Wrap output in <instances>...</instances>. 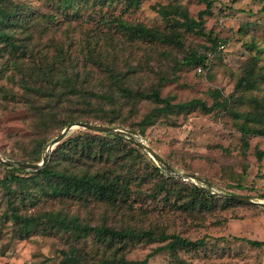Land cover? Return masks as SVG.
Listing matches in <instances>:
<instances>
[{
	"label": "rangeland",
	"instance_id": "rangeland-1",
	"mask_svg": "<svg viewBox=\"0 0 264 264\" xmlns=\"http://www.w3.org/2000/svg\"><path fill=\"white\" fill-rule=\"evenodd\" d=\"M61 2L7 0L6 4L24 6L33 13L29 29L15 27L17 40L27 44V55L32 52V56L41 60L58 53V46H63L75 60V65L69 64L68 70L71 74L78 72L77 89L83 93L71 90L70 97L59 103L57 109L62 116L71 112L102 123L115 108V123L110 125L133 129L179 171L206 178L214 191L264 194V156L259 158L257 153L264 150V134H251L249 147L244 151L240 130L242 123L264 126L263 0H216L224 9L206 15L203 34L186 29L180 14L165 15L161 11L179 6L191 17L198 18L199 11L206 7L203 0H107L104 3L75 0L67 6ZM115 16L156 27L172 34V39L129 36L116 24ZM247 22L250 24L246 25ZM31 31L34 36H29ZM176 33L181 36L176 38ZM210 36L218 38L220 52L211 48ZM91 49L100 58L99 63L89 60ZM190 55L202 56L204 64L191 61ZM32 56L25 58L26 64ZM107 66L125 75L116 81ZM0 85L15 91L19 97L26 92L6 78L0 79ZM127 86L132 89V96L126 95ZM155 87L172 102L201 98L212 109L205 111L200 106H190L160 112L152 122L141 125L140 121L154 107L163 105L145 95ZM107 92H114L115 102L96 96ZM1 95L0 153L10 158L32 159L30 154L39 138L49 144L60 134L52 126L39 135L34 124L36 114L32 103L42 105L46 99L26 95L28 101H15ZM80 129L84 128L75 127L67 136L77 134ZM126 145L135 146L131 142ZM143 149L134 152L140 158L135 162L134 172L146 179L133 182L130 198L120 205L97 198L53 197L47 178L20 166L21 170H16L22 176L19 198L10 200L1 179L10 172L11 166L0 162V264H63L59 250L72 246L79 248L86 262L95 264L119 248L107 247L95 232L75 238L63 229L45 227L46 223L32 227L30 232L16 230L10 202L24 215L58 211L92 225L153 228L158 233H178L191 239L208 235L196 248L156 251L146 264H264V245L248 241L264 240V207L245 201L226 203L217 195L220 197L210 207L186 208L182 202L189 197L179 191L180 182H173V194L167 200L165 189L160 185L166 182L165 176L155 168L160 164ZM127 162V166L133 162L131 157ZM89 164L105 166L91 161L80 166ZM66 165L62 161L56 166ZM108 165L119 171L122 163ZM175 180L194 183L177 176ZM169 240L142 239L135 245L128 243L125 248L121 247L118 254L125 252L128 258L142 259Z\"/></svg>",
	"mask_w": 264,
	"mask_h": 264
},
{
	"label": "trees",
	"instance_id": "trees-1",
	"mask_svg": "<svg viewBox=\"0 0 264 264\" xmlns=\"http://www.w3.org/2000/svg\"><path fill=\"white\" fill-rule=\"evenodd\" d=\"M7 0H0V79L6 78L13 84L19 85L26 92L19 97L18 94L0 85V97L4 95L5 99L20 101H28L26 95L40 96L46 99L42 105L32 103V111L36 114L34 124L40 131L39 135L47 131L50 127L56 126L59 132L71 122L76 121H89L86 117L74 116L71 112H67L62 116L61 110L57 109L59 103L64 99L70 97V93H83L82 90L77 89L78 72L72 74L68 70V65H75V60L68 49L63 46H58V53L52 56H44L38 59L32 56V52L28 54V47L25 42H19L16 38L15 27L26 26L29 29L31 21L33 22V13L26 10L24 6L16 5L8 6ZM62 5H71L75 0H61ZM101 3L107 0H99ZM206 2V7L199 11L198 18H193L189 15L188 11L179 7L173 6L172 8H162L161 11L167 15L173 12L183 16L184 20L181 22L183 26L189 31L197 33H205L203 24L205 17L208 13H216L224 9L223 5L216 4V0H203ZM264 2V0H263ZM264 7V4H263ZM114 21L121 27L129 36L158 39L167 41L172 39V34L162 31L156 27H149L143 23H131L120 16H115ZM168 21H171L170 19ZM250 24V22H247ZM241 29V28H240ZM29 36H34V33ZM179 38L180 33L175 34ZM213 45L212 49L218 50V38L211 37ZM88 56L92 62L99 63L101 60L93 52ZM68 53V54H67ZM7 56V57H6ZM31 57V62L25 63V58ZM6 57L4 60H2ZM190 60H195L200 64H204V58L200 55H190ZM108 67L111 71L110 75L114 80L119 81L125 74L121 71H114L112 67ZM20 73V76H17ZM243 82L246 80L241 78ZM70 90V91H69ZM72 90V91H71ZM126 95H133L130 87L125 88ZM93 93V92H90ZM152 100L162 103L163 105L154 107L141 121L140 124L152 122L160 112L176 111L179 109H186L190 106H200L203 110L209 111L212 106L208 105L201 98H193L183 102H172L168 97L161 95L159 88H153L149 93L145 94ZM85 96V95H83ZM100 98L107 99L109 102H115L116 96L114 92H107L97 94ZM135 96V95H134ZM132 99H135V97ZM31 97V96H30ZM219 105H226L219 102ZM89 105L92 106L89 102ZM95 108L105 111L103 107L98 106ZM110 117L103 121V124H114L117 112L112 108L109 112ZM242 132L241 139L243 141V150L246 151L249 147V136L251 134H264L263 127H251L245 123L240 124ZM140 133L144 134L143 128H140ZM128 142L134 143L135 146H128ZM47 140L39 138L35 145L33 153L30 154L32 159H19L24 161L38 162L42 159L44 150L46 148ZM138 149H143L132 138H128L121 134H114L110 132H99L92 129L84 128L78 130L77 134L69 135L60 141L50 154L48 164L41 170L34 171V175H42L48 179L49 193L53 197H72V198H97L109 202L113 205H120L126 202L131 196L133 182L141 183L145 181L146 177L141 176L134 172L135 162L140 160L139 156L134 152ZM144 150V149H143ZM259 158L264 156V150H259ZM123 154V158L119 156ZM12 157V156H11ZM131 157L132 163L127 166V158ZM168 160V159H167ZM65 161L66 166L59 168L56 165L59 162ZM87 161L95 162L97 164L105 163V166L95 167L89 164L87 167L80 166ZM169 161V160H168ZM119 162L122 163L119 171H115L108 165L109 163ZM170 162V161H169ZM171 163V162H170ZM11 170L2 179V186L5 188L6 193L10 200L19 198L18 190L22 186V176L16 172L21 170L20 167L12 165ZM155 168L160 171L166 179L165 183H161V187L165 189L164 196L170 200L173 194V182H180L181 187L179 191L185 192L189 198H185L182 204L184 207H194L200 205L201 207H210L214 203L217 196L195 183L175 180V176L168 173L163 166L155 165ZM172 181V182H170ZM264 196V194H262ZM226 203H234L241 200L221 197ZM253 204V203H251ZM12 210V217L14 219V228L16 230H24L30 232L32 227L46 223L45 227L56 229H63L70 232L75 238L86 237L93 232L106 244L107 247L119 246L114 248L110 254H105L102 259L95 264H146L151 255L156 251L162 249H170L175 251L179 247L196 248L202 245L206 237L198 239H191L178 233L166 234L165 232L158 233L153 228L139 229L136 227L116 228L111 225H92L89 223H81L75 217H68L58 211H45L38 215H24L17 210L13 202H10ZM170 238L168 242L156 247L152 252H149L142 259L128 258L125 252L118 254L122 248L128 243L135 245L142 239H159ZM254 245H264V240L248 239ZM122 247V248H121ZM120 249V250H119ZM60 254L63 256V264H91L84 260L77 246H72L67 249H60ZM22 264H37V263H22Z\"/></svg>",
	"mask_w": 264,
	"mask_h": 264
},
{
	"label": "water",
	"instance_id": "water-1",
	"mask_svg": "<svg viewBox=\"0 0 264 264\" xmlns=\"http://www.w3.org/2000/svg\"><path fill=\"white\" fill-rule=\"evenodd\" d=\"M75 127H82L88 128L99 132H110L114 134H121L128 138H132L135 142L142 146L145 150L149 152V154L161 165L165 168L167 172L173 174L183 180H189L194 182L199 187L217 195L225 196L228 198H233L249 203H253L256 205H260L264 207V196H257L253 194H246V193H235V192H218L212 189V183L208 181L206 178L192 172H182L179 171L176 167L172 165L162 154H160L154 147H152L148 142H146L139 134L134 131L133 129L117 126V125H110V124H103L98 122L92 121H76L71 122L66 125L60 134L52 138L49 144L46 145V148L43 153V157L38 162H31V161H24L15 158L6 157L0 153V162L5 164H12L16 166H20L23 168L31 169L34 171L43 169L49 161L51 151L54 149V146L62 141L68 133L74 129Z\"/></svg>",
	"mask_w": 264,
	"mask_h": 264
}]
</instances>
